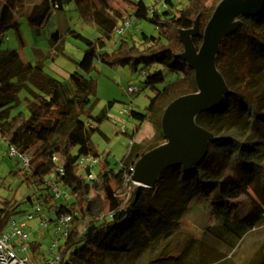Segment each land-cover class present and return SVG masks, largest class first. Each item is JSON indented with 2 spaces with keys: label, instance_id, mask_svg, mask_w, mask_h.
<instances>
[{
  "label": "trees",
  "instance_id": "trees-1",
  "mask_svg": "<svg viewBox=\"0 0 264 264\" xmlns=\"http://www.w3.org/2000/svg\"><path fill=\"white\" fill-rule=\"evenodd\" d=\"M72 1L83 21L96 26L101 36L84 40L83 58L76 63L80 72L70 73L67 83L44 74L37 63L30 69L22 67L15 50L1 49L5 32L17 25L26 7L30 8L25 14L28 25L39 29L53 10ZM221 1L136 0L130 4L129 16L124 17L103 5L88 11L83 0H48L46 4L41 0H0V137L4 144L30 153V169L14 175L34 189L25 201H3L0 232L12 216L22 214L24 207L34 202L57 215L79 211L62 245L60 264H102L105 257L145 252L157 239L172 235L191 209L209 210L217 219L220 234L207 226L202 240L208 243L213 239L211 246L224 248V254L230 250L226 235L237 242L244 233L264 225V85L257 87L264 81V6L255 17H241L237 29L220 44L216 68L229 93L218 108L196 118V123L217 139L209 143L204 159L187 173L180 165L166 169L151 188L136 189L131 181V169L142 155L165 142L161 119L167 106L197 92L193 70L179 57L184 52L180 31L197 24L192 43L198 50L204 29ZM126 19L130 28L116 34L115 28ZM134 21L152 26L157 34L144 29L132 33ZM52 38L55 44L59 35ZM112 38L116 43L107 51L105 40ZM95 60L141 72L144 88L151 89L153 96L144 113L132 110L129 117L139 124L150 123L155 133L152 143L145 145L134 141L139 128L135 127L128 135L129 150L117 166L112 168L105 158L106 165L88 184L76 163L81 156H99L91 135L101 134L98 125L114 104L108 102L98 115L88 114V119H83L95 94L94 82L84 74L93 70ZM154 65L175 78L165 82L162 71L152 70ZM22 89L28 90L29 98L24 109L15 112ZM54 155L58 165L52 160ZM58 167L67 176L71 194L75 193L73 200L55 201L50 192L51 184L61 180ZM250 188L261 202L249 198ZM120 193L127 194L126 201ZM39 248L40 243L31 241L30 252L37 264L44 259ZM164 250L165 246L157 248L151 255L153 262L171 258Z\"/></svg>",
  "mask_w": 264,
  "mask_h": 264
},
{
  "label": "rangeland",
  "instance_id": "rangeland-1",
  "mask_svg": "<svg viewBox=\"0 0 264 264\" xmlns=\"http://www.w3.org/2000/svg\"><path fill=\"white\" fill-rule=\"evenodd\" d=\"M41 1L43 4L48 2V0ZM132 1L136 0H103V2L100 0H83V3L88 11H97L103 5L106 9L118 11L124 17H128L131 12L130 4ZM27 9L25 8V11ZM141 29L148 30L149 34H157L152 26L134 21L132 33ZM56 33L59 35V39L57 43L53 44L52 36ZM100 36V31L96 26L83 21L75 2L72 1L62 7L59 6L57 10H53L45 24L39 29L30 27L24 14L23 17L19 18L14 28L5 32L1 49L15 50L20 56L22 67L30 69L37 63L42 67L44 74L67 83L70 73L80 72L76 63L83 58L86 48L84 40L94 41ZM105 43L106 50L111 51L116 43V38L109 41L105 40ZM152 70L162 71L165 82L175 78L166 69L158 65H154ZM84 76L91 79L95 84V94L85 115H83L84 120L88 119V114L91 116L98 115L108 102H114L108 111L107 118L98 125L101 134L94 133L91 135L96 152L101 158L100 165L92 170L95 176L106 165L105 158L112 168L117 166L120 159L129 150L130 137L128 135L133 133L135 127H139L134 138L135 142L145 145L152 143L151 139L155 130L150 123L145 121L139 124L137 120L128 115H120L119 112L121 110H136L139 113H144L149 99L153 96V91L144 88V77L141 72H131L128 67H109L96 60L93 70ZM263 85L264 81L261 80L257 87ZM162 86L160 85L158 88H162ZM27 87L34 90L30 83L27 84ZM129 87L135 89L136 92L129 94ZM17 96L19 104L15 112L24 109L26 100L29 98L28 90H20ZM114 120L117 124L113 123ZM121 124L125 126L127 134L119 132ZM6 151V146L0 143V209L3 201L22 202L34 191L33 188L22 183L21 179L14 175L16 172L28 170L22 169L18 160L9 157ZM120 195L124 197V201L128 198L127 194L120 193ZM248 195L250 199L254 198L261 202V198L251 188ZM74 197L75 193L72 194L71 200ZM214 218L209 210L191 209L186 213L172 235L157 239V242L145 252L128 257H105L102 264H234L233 259L222 257L221 253H217L216 247L211 246L213 239L208 243L202 240L204 227L210 226L212 231L220 234V230L217 228V219ZM29 232L27 243L30 244L31 241L40 243V258L46 257L54 234L53 227L39 225L34 220L29 223ZM260 242L262 246L255 259H258L264 252V236L260 238ZM164 246L171 258L163 262H153L151 255L158 247L161 249ZM19 255L25 254L19 253ZM27 255L32 259L31 252Z\"/></svg>",
  "mask_w": 264,
  "mask_h": 264
},
{
  "label": "water",
  "instance_id": "water-1",
  "mask_svg": "<svg viewBox=\"0 0 264 264\" xmlns=\"http://www.w3.org/2000/svg\"><path fill=\"white\" fill-rule=\"evenodd\" d=\"M264 0H222L215 8L197 50L193 29L180 31L184 52L179 57L194 72L197 92L181 96L165 109L161 119L164 143L146 152L137 161L131 181L136 189L151 188L168 168L180 165L184 172L193 170L206 156L208 145L217 139L196 123V118L218 108L229 93L223 76L216 68L221 42L239 26L241 17H255L262 10Z\"/></svg>",
  "mask_w": 264,
  "mask_h": 264
},
{
  "label": "built area",
  "instance_id": "built-area-1",
  "mask_svg": "<svg viewBox=\"0 0 264 264\" xmlns=\"http://www.w3.org/2000/svg\"><path fill=\"white\" fill-rule=\"evenodd\" d=\"M131 22L126 19L115 28L116 34H123L124 31L130 28ZM136 92L135 89L129 87L128 93L133 94ZM120 115H128L130 111L121 110ZM114 124L117 122L114 120ZM120 133H126L125 126L123 124L119 127ZM0 143H3L0 137ZM4 144V143H3ZM7 155L9 157L16 158L20 163L22 169H30V153H22L17 150L14 146L6 145ZM53 162L58 165V157L54 155L52 157ZM101 163L100 156L85 155L81 156L77 160V167L79 170V175H81L85 183L90 184L94 181L95 176L92 170L98 167ZM91 171L86 173V171ZM59 175L61 176L60 182L53 183L50 186V192L53 195L55 201L66 202L72 197L71 187L67 176L61 167L57 168ZM133 174L134 169H131ZM74 216H79L76 213H62L55 214L53 210L46 208L42 203L34 202L27 205L24 212L20 215L12 216L6 223L4 230L0 232V264H37L33 258L30 259L27 255L30 252L29 240V223L36 220L39 225L42 226H52L54 229L53 238L49 247V253L42 261L41 264H60L62 257V245L65 239L68 237L72 224L74 222ZM19 253H24L25 255L20 256Z\"/></svg>",
  "mask_w": 264,
  "mask_h": 264
},
{
  "label": "crops",
  "instance_id": "crops-1",
  "mask_svg": "<svg viewBox=\"0 0 264 264\" xmlns=\"http://www.w3.org/2000/svg\"><path fill=\"white\" fill-rule=\"evenodd\" d=\"M25 11L27 14L30 10L29 7ZM21 62V66H22ZM264 236V225L258 230L248 231L244 233L241 239H238L237 242L232 239V237L225 236L227 239V247L230 250L224 254L221 249H216L217 253H221L224 258L233 259L234 264H264V252L258 259H255L258 251L261 249L260 238ZM231 245V246H230ZM226 264V263H225Z\"/></svg>",
  "mask_w": 264,
  "mask_h": 264
}]
</instances>
